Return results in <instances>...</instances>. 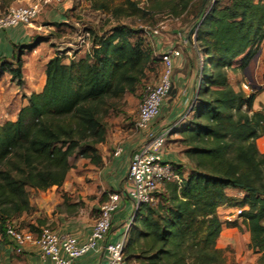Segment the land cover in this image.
Instances as JSON below:
<instances>
[{"label": "trees", "instance_id": "obj_1", "mask_svg": "<svg viewBox=\"0 0 264 264\" xmlns=\"http://www.w3.org/2000/svg\"><path fill=\"white\" fill-rule=\"evenodd\" d=\"M92 6L116 23L105 34L90 33L91 47L78 60L49 59L43 90L29 96L16 121L0 126V233L12 218L33 210L32 190L60 187L78 160L99 163L96 146L105 138L111 101L134 94L150 66L161 63L143 31L119 19L134 18L143 27L149 19L154 24L156 15H188L193 24L186 40L202 60L186 127L178 132L189 167L170 163L181 181L164 183L155 204L140 207L124 260L229 264L216 247L223 225L218 208L226 206L244 208L240 217L249 248L259 255L257 264H264V153L257 147L264 112L252 110L256 93L236 89L228 75L243 71L264 44V0H147L142 6L122 0ZM16 60L14 69L12 63L2 66L19 78ZM235 190L242 196H234Z\"/></svg>", "mask_w": 264, "mask_h": 264}, {"label": "crops", "instance_id": "obj_2", "mask_svg": "<svg viewBox=\"0 0 264 264\" xmlns=\"http://www.w3.org/2000/svg\"><path fill=\"white\" fill-rule=\"evenodd\" d=\"M33 2L35 0H0V13L8 7L28 6ZM72 4V0L49 3L42 6L31 25H18L0 32V126L8 121H16L19 110L28 105L29 96L43 90L46 80L45 64L58 54V48L53 49L47 45L59 41V47L64 46L66 48L71 44L70 41L63 40L60 35L66 29L65 25L70 22L74 25L78 23V21L72 20L70 15ZM164 37L163 41L159 37L158 41L156 38L151 39L155 40V43L150 46L159 53L168 48L180 49L183 53L182 47L185 50V55H183L189 57L190 49L193 47L179 30L171 29L170 35L165 34ZM172 38H178L179 42L172 41ZM259 51L260 55L257 62L264 54V44ZM82 53V51L76 53L74 59ZM17 58L21 65L20 77L14 79L13 74L7 73L8 68L3 67L2 64L4 62L12 63L11 68L14 69L16 66L13 65ZM62 59L63 62L71 60V58ZM180 61L182 60L175 59L174 66ZM257 62L255 66H257ZM257 68L253 80L257 86L263 87L264 71L262 72V68L258 66ZM245 69L241 71L242 75L245 73ZM231 73L229 83L236 89L240 88L233 85L232 77L235 74ZM259 77L262 79L261 83H259ZM198 82V80L189 79L185 76L173 75L171 88L176 90L178 94L175 99H171L170 94H168L169 96L161 104L160 114L151 122L149 130H137L135 125V128L128 129L123 120H121L123 124L120 127L107 128L103 142L96 146L99 163L94 164L89 161L78 160L60 187L53 186L44 191L32 190L29 202L33 210L12 218L11 224L18 230L35 234L41 228L48 227L59 235H71L80 243L85 242L98 218L100 207L108 199V195L117 193L125 187L132 155L145 142L149 132H157L164 127H173V132L166 143L163 160L180 165L187 170L189 164L184 156L183 148L178 143L180 138L178 132L186 127V123L179 122V119L188 111L193 102ZM241 84L242 82L240 86ZM169 100L171 101L169 102ZM256 106L260 110L264 109V87L255 96L253 108ZM259 139H264V136ZM118 148L121 151L115 155ZM231 192L236 197L242 196L240 191ZM230 209L226 206L218 208V216L221 221L220 212H226ZM132 213L133 204L131 200L127 197H121L113 214L110 233L106 240L100 242L96 250L78 258L74 264H106L105 243L116 242L123 236V225ZM226 217L227 215H225V219ZM236 236H239V230L232 227L227 228L223 223L217 240V247L223 248L229 242L235 244ZM244 236L245 240L247 239V244H249V232L246 231ZM0 264L52 263L42 260L39 248L35 244H27L21 253H16L14 242L4 233H0Z\"/></svg>", "mask_w": 264, "mask_h": 264}, {"label": "built area", "instance_id": "obj_3", "mask_svg": "<svg viewBox=\"0 0 264 264\" xmlns=\"http://www.w3.org/2000/svg\"><path fill=\"white\" fill-rule=\"evenodd\" d=\"M61 0H35L28 6L8 7L0 13V32L18 25L28 26L33 23L42 6ZM138 1L144 5L147 0ZM143 33L150 39L157 38L159 29H164V24H157L153 28L142 27ZM101 35V34H98ZM195 33L191 35L194 39ZM75 48L73 53L70 49L64 51L63 55L74 59L76 53L88 52L91 47V34L83 31L75 44H69ZM162 71L156 84L147 87L145 94L138 106L135 127L140 131H147L151 122L160 114L162 102L168 96L172 86L173 64L175 59L181 58V53L176 48H168L160 51ZM257 66L264 68V54L258 60ZM199 82L196 84L198 87ZM247 83H242L241 88L249 92L251 88ZM250 94V93H249ZM188 111L181 115L179 122H184ZM173 132V127H164L157 132H149L145 142L132 155L129 167L127 183L125 187L108 195V199L101 205L98 218L96 219L91 233L85 242L80 243L71 235H59L48 227H43L38 233L24 232L16 229L11 223L5 225V235L15 244V252L21 253L27 244H35L40 251L44 261L52 264H74V262L90 251L96 250L99 243L108 237L112 225L113 214L117 209L121 197H127L133 204V213L124 223V234L116 242L105 243L106 264H126L124 260V248L128 232L136 219L137 213L142 205L155 204V192L166 182L180 183V177L174 172L172 165L163 160L166 141ZM118 148L115 155L120 153ZM243 207L231 208L230 215L226 220L231 222L234 217L240 218Z\"/></svg>", "mask_w": 264, "mask_h": 264}, {"label": "rangeland", "instance_id": "obj_4", "mask_svg": "<svg viewBox=\"0 0 264 264\" xmlns=\"http://www.w3.org/2000/svg\"><path fill=\"white\" fill-rule=\"evenodd\" d=\"M103 1H107L113 6L119 5L122 3V0H72L73 4H72V8H71L72 10H71L70 15H71L72 20L78 21V23L77 25H74L72 22H70L69 24L65 25L66 29L63 30V34L60 35L61 38L63 40L70 41L71 44H75L78 38L82 35L83 31L85 30L90 31V33L94 32L98 34H102V33L105 34L106 32H108L111 29V27L116 23L115 20H113L111 16H109L106 13H103L102 11L94 10L92 6L94 3H100ZM154 19H155L154 24H152L151 23L152 21L149 19L147 20V23L143 24V26L146 28H153L157 24H164V29H159V34L156 36L157 38L159 37L161 41L165 39V37L163 38V35L164 36L165 34L170 35L171 29L179 30L181 35L186 37L190 26H192L193 24V21H192L193 19L191 18V16H188V15H184L180 19H177V18L175 19L173 17H167V16L160 14V15H156ZM119 23L130 24L133 26V28L143 31L142 30L143 28L141 26L142 23L135 20L134 18H130V19L121 18L119 19ZM57 35L59 37V33ZM171 40L179 42L178 38H175V39L172 38ZM147 41L150 45L155 43V40H151L148 37H147ZM58 43L59 41H55L54 43H51L47 46L53 49L58 48L57 53L60 52V54L62 55L64 51H66L67 49H70L73 53L75 52V48H70L71 46L69 45L66 47L67 49L64 48V46L59 47ZM181 49L183 50V53L180 49L178 50L180 51L181 56H182V58H179V60L181 59L182 61H180V63L177 64L176 66H174L173 64L172 76L180 75V77L185 76L186 78H189V79L192 78L196 81L197 80L199 81V72H200L199 67H201V63H202L201 58H199L196 55V52L193 49H190L189 57H185L184 56L185 50L182 47ZM84 53L85 52L83 51L82 54ZM82 54L78 58H75V60H78L82 56ZM154 54L158 56L160 53L159 51L154 50ZM62 58H67V57L62 56ZM256 69H258L257 66L247 67L245 69V73L242 75L241 70L239 68H236L234 71H229L228 75L231 77L232 76L231 72L235 74V76L232 77V83L233 85H237L238 87H240V89H242L240 86L241 82L247 83L248 85H250L249 88H251L250 89L251 92L242 89L245 92V94L247 95L249 93L257 94V92L260 89L262 90L264 86L263 87L257 86L253 80L254 72ZM11 71H12L11 68H8L7 73L10 72V74H13ZM161 71H162V65L160 62L157 63L156 65L155 64L151 65L149 71L146 74V78L143 79L142 82L138 85L134 94H126L125 96H123L121 99L117 101H113V100L111 101V102H114V106L111 107L109 115L105 120L107 124V128L120 127V125L123 124V122H124L125 127L128 129L135 128L134 125H135V121L137 118L138 106L145 94L147 87L153 86L158 81ZM263 71H264V68H262V72ZM12 77L15 79L14 75H12ZM250 81L252 82L250 83ZM261 82H262V79L259 77V83ZM169 94L171 96V99H175L178 92L176 90H173V88H171ZM170 101L171 100H169V102ZM252 110L254 112L255 111L264 112V109L260 110L258 106H256V108H252ZM121 120H123V122ZM257 147L260 153H264V139L257 140ZM178 148L180 147L178 146ZM230 208H234V207H230ZM230 211L231 209L227 210L226 212L224 211L220 212V217L224 225L227 228L232 227V228L238 229L239 236H236L235 244L232 242H229L225 247L218 248L217 242H216V247L219 250H221L222 255L225 257L227 263L229 264H257V257L259 255L254 253L249 248V244H247L246 242L247 239L245 240L244 235L247 229L245 227L243 218L234 217L231 222L227 221L225 219V215L227 216L230 215Z\"/></svg>", "mask_w": 264, "mask_h": 264}, {"label": "water", "instance_id": "obj_5", "mask_svg": "<svg viewBox=\"0 0 264 264\" xmlns=\"http://www.w3.org/2000/svg\"><path fill=\"white\" fill-rule=\"evenodd\" d=\"M259 55H260V51H258V52L254 55V57L251 59V61L249 62V64H248L247 67H251V66L254 67V66L256 65V62H257V59H258Z\"/></svg>", "mask_w": 264, "mask_h": 264}]
</instances>
